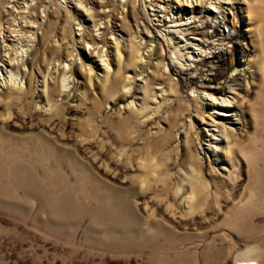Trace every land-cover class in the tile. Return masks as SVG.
Masks as SVG:
<instances>
[{
	"label": "rangeland",
	"instance_id": "obj_1",
	"mask_svg": "<svg viewBox=\"0 0 264 264\" xmlns=\"http://www.w3.org/2000/svg\"><path fill=\"white\" fill-rule=\"evenodd\" d=\"M210 1L0 0V264H264V3Z\"/></svg>",
	"mask_w": 264,
	"mask_h": 264
},
{
	"label": "bare ground",
	"instance_id": "obj_2",
	"mask_svg": "<svg viewBox=\"0 0 264 264\" xmlns=\"http://www.w3.org/2000/svg\"><path fill=\"white\" fill-rule=\"evenodd\" d=\"M198 1L199 2H201L202 0H182V2L184 3V4H187V3H192L193 4V2H196V4L198 3ZM263 1V3H264V0H262ZM181 2V3H182ZM187 2V3H186ZM217 2H219V1H216V0H211L209 3H210V8H211V6L212 7H214V8H219V6H218V4H216ZM163 8V7H162ZM212 9V8H211ZM188 45V44H187ZM198 49H201L200 47L198 48ZM191 52H189V54H190ZM193 54H190L189 55V57H191V59L193 58L194 59V55H195V53L194 52H192ZM4 54V53H3ZM7 54V53H6ZM12 54V53H11ZM16 54V53H15ZM9 55V54H8ZM2 56H5V55H2ZM18 56V55H17ZM13 57V56H12ZM102 57V56H101ZM10 58V57H9ZM16 58V57H15ZM197 58V57H196ZM18 61H19V59H17ZM12 61H14V60H12ZM16 61V60H15ZM14 61V62H15ZM21 61V60H20ZM10 62L8 61V60H6V59H0V85H6V84H8L7 82H11V78H12V74L11 73H13L14 74V72H12L11 71V73H9L8 75H2V69H5L6 67L5 66H8L7 64H9ZM106 63H107V61H106ZM12 64H13V62H12ZM108 64V63H107ZM16 65V64H15ZM18 66H19V63H18ZM8 71H10V70H8ZM7 71V72H8ZM17 73V72H16ZM65 74V73H64ZM5 77H8L7 79L5 78ZM16 77V76H15ZM17 79V78H16ZM20 79V78H19ZM22 79V78H21ZM63 80H65V79H63ZM67 80V79H66ZM14 81H15V79H14ZM14 81H13V83H14ZM18 81V80H17ZM117 81L118 80H113V82L111 83L113 86H115L116 85V83H117ZM19 83V82H18ZM65 83H67L66 81H65ZM15 84V83H14ZM13 84V85H14ZM9 85H11V84H9ZM63 85H65V84H63ZM67 85V84H66ZM65 85V86H66ZM203 98H205V99H212V98H210V96L209 95H205V96H203ZM213 102H211L212 103V105L214 104V106H216V107H218V106H222V105H224L223 103H226V99H221V100H217L216 98H214L213 97V100H212ZM225 111V110H224ZM221 114H225L224 112H222ZM241 264H254L252 261H246V262H242Z\"/></svg>",
	"mask_w": 264,
	"mask_h": 264
}]
</instances>
